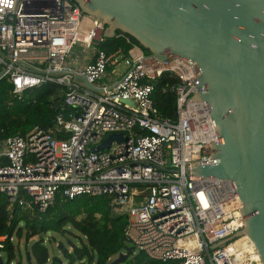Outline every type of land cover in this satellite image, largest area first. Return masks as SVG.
Here are the masks:
<instances>
[{
    "label": "built area",
    "instance_id": "built-area-1",
    "mask_svg": "<svg viewBox=\"0 0 264 264\" xmlns=\"http://www.w3.org/2000/svg\"><path fill=\"white\" fill-rule=\"evenodd\" d=\"M104 29L70 0H0V81L18 100L27 90L60 86L71 110L48 130L0 141V193L9 208L17 203L43 214L57 195L104 196L126 219L124 242L150 261L261 264L247 236L217 246L243 228L232 183L192 172L218 163L207 108L193 100L196 67L177 56L156 62L137 46L108 56L99 48ZM75 49L89 54L81 69L69 66ZM117 64L125 70L101 84ZM163 74L175 80L166 86L176 97L174 121L160 116L151 99V82ZM118 133L120 142L92 152Z\"/></svg>",
    "mask_w": 264,
    "mask_h": 264
},
{
    "label": "water",
    "instance_id": "water-1",
    "mask_svg": "<svg viewBox=\"0 0 264 264\" xmlns=\"http://www.w3.org/2000/svg\"><path fill=\"white\" fill-rule=\"evenodd\" d=\"M70 1L105 25L104 38L121 33L148 52L145 58L177 56L196 67L193 100L207 108L218 163L192 172L230 181L241 203L243 228L217 246L247 236L264 264V0ZM121 139L111 134L92 152ZM134 252L131 247L110 264H124Z\"/></svg>",
    "mask_w": 264,
    "mask_h": 264
},
{
    "label": "trees",
    "instance_id": "trees-1",
    "mask_svg": "<svg viewBox=\"0 0 264 264\" xmlns=\"http://www.w3.org/2000/svg\"><path fill=\"white\" fill-rule=\"evenodd\" d=\"M133 46L148 54L132 38L121 33L111 39L103 37L99 44V48L108 56L118 51L126 56ZM174 82L168 74L151 82L154 106L160 116L171 121L176 119V97L166 86ZM11 91L12 86L6 80H1L0 141L10 136H25L35 127L48 130L53 127L57 115L63 114L67 118L71 112L64 105L63 89L55 84L48 83L27 90L20 100L13 97ZM24 199L28 200L27 197ZM109 202L104 196H79L73 200H63L57 195L53 205L40 214L34 207L24 210L17 203L9 208L7 196L0 193V238L5 237L0 248L3 264H22L17 246L12 242L13 236L18 239L24 237L26 247L30 240L36 238L30 250L26 249L27 264H63L57 257L49 258L45 240L51 239L49 234L52 232H68L69 227L83 236L85 242L73 247L72 254L65 251L68 264H110L124 246L126 219L123 215L113 214ZM59 250L63 252L64 247ZM128 259L124 264H161L148 260L142 253L132 261Z\"/></svg>",
    "mask_w": 264,
    "mask_h": 264
},
{
    "label": "rangeland",
    "instance_id": "rangeland-1",
    "mask_svg": "<svg viewBox=\"0 0 264 264\" xmlns=\"http://www.w3.org/2000/svg\"><path fill=\"white\" fill-rule=\"evenodd\" d=\"M75 50H78V49H75ZM119 65L121 66L120 71L123 72L125 70L124 66L122 64H119ZM67 231L68 232H66L64 234L52 232L49 234V237H51V239L45 240V246L47 248L49 258L57 257L58 259H60L63 262V264H68L69 258L65 257L63 255V252L58 249V247H57L58 244H62V246L64 247V251H67L69 254H72L73 253V247H79L81 245V243L85 242V239L83 238V236H81L72 227H69V229ZM34 240H36V238L30 240L27 247H26L25 242H24V237H22L21 239H18L15 236H13L12 242L17 246L18 253L21 256L20 260H21L22 264H27L26 263V249L28 251L30 250V246L32 245ZM123 243H124V246L122 247V249L120 250L119 253H126L127 249L132 247L126 241ZM139 253L140 252L135 249V252L133 254H129L128 260L129 261L134 260L135 257L139 255ZM118 254H117V256H114L111 259V262L118 257Z\"/></svg>",
    "mask_w": 264,
    "mask_h": 264
},
{
    "label": "crops",
    "instance_id": "crops-1",
    "mask_svg": "<svg viewBox=\"0 0 264 264\" xmlns=\"http://www.w3.org/2000/svg\"><path fill=\"white\" fill-rule=\"evenodd\" d=\"M74 54L75 55L70 60L69 66L74 68V69L75 68L81 69L84 66V63L86 62L87 55H89V54L85 55L78 50H75ZM120 68H121V66L119 64L109 67L107 73L105 74V77L101 80V84L102 83H105V84L112 83L120 74V72H121ZM80 82L82 83V81H80Z\"/></svg>",
    "mask_w": 264,
    "mask_h": 264
}]
</instances>
